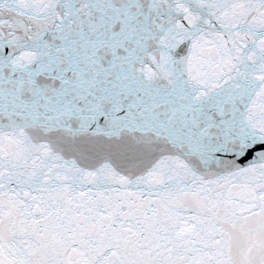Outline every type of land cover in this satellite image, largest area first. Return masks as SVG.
<instances>
[{
  "label": "snow or ice",
  "instance_id": "6c2138e0",
  "mask_svg": "<svg viewBox=\"0 0 264 264\" xmlns=\"http://www.w3.org/2000/svg\"><path fill=\"white\" fill-rule=\"evenodd\" d=\"M0 264H264V0H0Z\"/></svg>",
  "mask_w": 264,
  "mask_h": 264
}]
</instances>
